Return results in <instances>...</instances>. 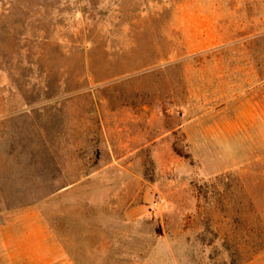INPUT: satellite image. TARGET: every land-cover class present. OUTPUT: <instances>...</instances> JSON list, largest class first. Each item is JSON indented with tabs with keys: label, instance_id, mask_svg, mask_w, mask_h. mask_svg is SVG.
I'll use <instances>...</instances> for the list:
<instances>
[{
	"label": "rangeland",
	"instance_id": "374dc122",
	"mask_svg": "<svg viewBox=\"0 0 264 264\" xmlns=\"http://www.w3.org/2000/svg\"><path fill=\"white\" fill-rule=\"evenodd\" d=\"M257 101L264 0H0V264H264Z\"/></svg>",
	"mask_w": 264,
	"mask_h": 264
},
{
	"label": "crops",
	"instance_id": "0c3cea01",
	"mask_svg": "<svg viewBox=\"0 0 264 264\" xmlns=\"http://www.w3.org/2000/svg\"><path fill=\"white\" fill-rule=\"evenodd\" d=\"M249 114V116L254 120V123L260 124L264 127V103L261 101L254 103L253 107L249 108ZM238 124H240V122H238ZM14 264H17L16 258H14Z\"/></svg>",
	"mask_w": 264,
	"mask_h": 264
}]
</instances>
